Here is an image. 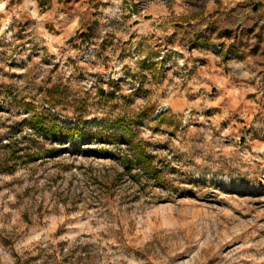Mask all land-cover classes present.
Segmentation results:
<instances>
[{
  "label": "rangeland",
  "instance_id": "374dc122",
  "mask_svg": "<svg viewBox=\"0 0 264 264\" xmlns=\"http://www.w3.org/2000/svg\"><path fill=\"white\" fill-rule=\"evenodd\" d=\"M257 8L0 0V264H264Z\"/></svg>",
  "mask_w": 264,
  "mask_h": 264
},
{
  "label": "crops",
  "instance_id": "0c3cea01",
  "mask_svg": "<svg viewBox=\"0 0 264 264\" xmlns=\"http://www.w3.org/2000/svg\"><path fill=\"white\" fill-rule=\"evenodd\" d=\"M260 13V9H250V11L245 16H236L233 20H235V26L239 27L237 33H240L242 30V35H249V37H253V42L256 46V49L253 51H248L247 55L252 57V54L255 55L254 60H259L264 50V15L262 16ZM253 26V27H252ZM250 27V29H248ZM237 34V36H238ZM234 35V33H233ZM234 37V36H233ZM237 39L235 38L236 43H232V47L237 51H244L245 48L240 47L239 43H237ZM250 49L251 46H250Z\"/></svg>",
  "mask_w": 264,
  "mask_h": 264
},
{
  "label": "trees",
  "instance_id": "16d2710c",
  "mask_svg": "<svg viewBox=\"0 0 264 264\" xmlns=\"http://www.w3.org/2000/svg\"><path fill=\"white\" fill-rule=\"evenodd\" d=\"M88 149L97 151L96 148H88ZM121 158H122L123 164L127 167L128 171H130V169L132 168V164L134 160L140 161V159H145L146 161H149L148 155L145 153L139 152V151L132 152V154L126 152L122 155Z\"/></svg>",
  "mask_w": 264,
  "mask_h": 264
}]
</instances>
